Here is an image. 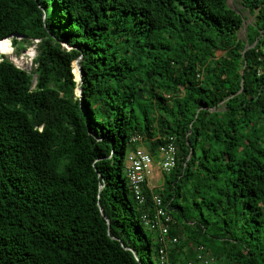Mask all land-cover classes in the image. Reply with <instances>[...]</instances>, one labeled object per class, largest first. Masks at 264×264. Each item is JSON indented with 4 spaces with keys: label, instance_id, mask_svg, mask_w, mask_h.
<instances>
[{
    "label": "trees",
    "instance_id": "1",
    "mask_svg": "<svg viewBox=\"0 0 264 264\" xmlns=\"http://www.w3.org/2000/svg\"><path fill=\"white\" fill-rule=\"evenodd\" d=\"M241 4L244 39L227 0H0V53L37 40L31 71L0 54V264H160L153 191L171 261L264 264V0ZM135 135L177 146L143 206Z\"/></svg>",
    "mask_w": 264,
    "mask_h": 264
},
{
    "label": "built area",
    "instance_id": "2",
    "mask_svg": "<svg viewBox=\"0 0 264 264\" xmlns=\"http://www.w3.org/2000/svg\"><path fill=\"white\" fill-rule=\"evenodd\" d=\"M131 140L138 145L127 154L126 175L132 185L136 201L140 206H143L147 202L144 187L146 186L149 190H152L148 180L151 174L148 172L151 165H156L155 167L158 168L161 176L163 171H170L175 165L177 146L171 139L165 145L159 147L156 159L142 144V137L135 135ZM151 202L153 210H145L141 219L146 228L156 231L160 264H178V262L171 261L168 257L169 249L175 247L179 241V237L169 235V227L174 220L168 206L164 203L162 196L154 191L151 192ZM197 259L204 264H208L213 260L208 257L204 258L201 253L197 255ZM182 264H193V262L188 261Z\"/></svg>",
    "mask_w": 264,
    "mask_h": 264
},
{
    "label": "rangeland",
    "instance_id": "3",
    "mask_svg": "<svg viewBox=\"0 0 264 264\" xmlns=\"http://www.w3.org/2000/svg\"><path fill=\"white\" fill-rule=\"evenodd\" d=\"M227 3L232 9L236 10L237 12H239L244 17V23H246L248 25V24H250V23H252L254 21V16L251 15L249 13V11L241 4V0H227ZM244 23L242 24L241 28L238 31V36L240 38H242V39H244L245 36H246V28L243 29L244 28ZM18 38H20V37H18ZM11 42H12V39H11ZM63 45H64V47H67V48L70 47L66 43H63ZM31 47L36 49V42L35 41L32 42L25 50H23L19 54H17L16 50H15V47L13 45L12 46V48H13L12 54H10V55H6L5 54L4 56L6 58H8L10 61H12L19 68H22V69H24L26 71H31V69L34 68V66L31 65V61H30L31 57H28L27 55H25L27 50H29ZM36 51H37V49H36ZM74 69H76V64L74 62H72V72H73V74H74ZM78 75H81V74L78 73ZM74 78H75L76 81L80 82V76L76 77V74H74ZM33 86H34V84L32 85V87ZM74 94H75V96L80 95L79 86L78 85L75 87ZM155 166L156 165H151V167H150L148 172L151 173L152 171L157 170ZM150 180L157 187V184H159L161 182V177H160L159 173L157 172V173H154V175H152L150 177Z\"/></svg>",
    "mask_w": 264,
    "mask_h": 264
},
{
    "label": "water",
    "instance_id": "4",
    "mask_svg": "<svg viewBox=\"0 0 264 264\" xmlns=\"http://www.w3.org/2000/svg\"><path fill=\"white\" fill-rule=\"evenodd\" d=\"M243 23H244V19H243ZM242 23V24H243ZM247 27V24H245L244 23V28L243 29H245ZM81 58V56L79 57V58H77L75 61H74V63L76 64V70H77V73H80L81 75H79L80 76V81H81V76H82V72H81V70H80V65H79V59ZM74 74H75V72H74ZM33 81H35V77H34V79H33ZM80 90H81V88L79 87V92H80ZM100 211H101V214L104 216V213H103V210H102V208L100 207ZM104 218H105V220H106V223H107V225L109 226V224H110V222H109V219L108 218H106L105 216H104ZM114 238V237H113ZM115 239V238H114ZM132 250V249H131ZM132 252L135 254L136 252L134 251V250H132Z\"/></svg>",
    "mask_w": 264,
    "mask_h": 264
},
{
    "label": "crops",
    "instance_id": "5",
    "mask_svg": "<svg viewBox=\"0 0 264 264\" xmlns=\"http://www.w3.org/2000/svg\"><path fill=\"white\" fill-rule=\"evenodd\" d=\"M157 170H154V171H152L151 172V174H150V176H149V183H150V185H151V187H152V189H154L155 187H156V185H154L152 182H151V180H150V177L152 176V175H154V173H159V175H160V177H161V182L159 183V184H157V187H160L161 186V184H162V176H161V174H160V172H159V170H158V168H156ZM156 187V188H157Z\"/></svg>",
    "mask_w": 264,
    "mask_h": 264
},
{
    "label": "clouds",
    "instance_id": "6",
    "mask_svg": "<svg viewBox=\"0 0 264 264\" xmlns=\"http://www.w3.org/2000/svg\"><path fill=\"white\" fill-rule=\"evenodd\" d=\"M17 39H20V38H18V37H16ZM21 38H22V36H21ZM34 42V41H33ZM35 42L37 43V40H35ZM35 51H36V49H35ZM0 54H2V55H5L4 53H0ZM36 54H37V51H36ZM36 54L35 55H33L32 57H31V59H30V61H31V65L33 66V59H34V57L36 56ZM18 67V66H17ZM22 69V68H21ZM33 83H35V81L33 82Z\"/></svg>",
    "mask_w": 264,
    "mask_h": 264
}]
</instances>
